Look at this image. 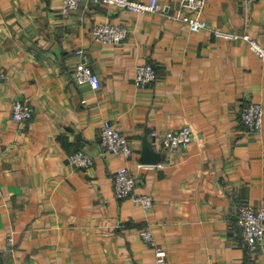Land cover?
<instances>
[{
    "label": "crops",
    "instance_id": "1",
    "mask_svg": "<svg viewBox=\"0 0 264 264\" xmlns=\"http://www.w3.org/2000/svg\"><path fill=\"white\" fill-rule=\"evenodd\" d=\"M158 1L161 12L0 0V264H154L143 227L165 247L167 264H264V243L248 252L236 221L239 204L264 207V114L257 131L240 120L248 101L264 107V61L241 37L259 35L264 0H205L207 25L195 31L173 17L180 0ZM99 22L126 25L129 35L97 41ZM79 48L97 89L73 80ZM143 63L157 77L140 87L134 76ZM18 99L33 107L31 119L11 118ZM105 121L128 137L129 158L100 145ZM184 123L191 143L164 148L160 134ZM145 140L158 162L142 161ZM78 149L94 164H72ZM122 165L136 191L152 197L149 209L114 195Z\"/></svg>",
    "mask_w": 264,
    "mask_h": 264
},
{
    "label": "built area",
    "instance_id": "2",
    "mask_svg": "<svg viewBox=\"0 0 264 264\" xmlns=\"http://www.w3.org/2000/svg\"><path fill=\"white\" fill-rule=\"evenodd\" d=\"M81 1L104 2L117 5L120 8L133 12H161L163 7L158 0H63V8L66 11L74 9ZM250 2L251 0H243ZM181 13L173 16L185 23L191 30H199L206 27L207 22L202 15L205 0H180ZM130 32L128 26L113 24L110 22L96 23L92 28V36L95 40L105 43H119L126 40ZM216 34L226 37H238V34L216 30ZM248 43L249 48L261 60L264 61V25L258 36H250L248 33L241 35ZM79 60L73 69L75 82L87 81L93 89L100 87V78L91 68L83 49L76 50ZM5 72L0 70V80ZM157 77L156 67L152 63L139 64L135 68L134 82L137 86L145 87L151 84ZM33 107L27 100H15L11 107V118L16 122H23L32 118ZM264 107L261 102L248 101L240 112V120L248 131H257L262 126ZM156 135V132H153ZM193 131L189 123L167 130L160 134L161 145L176 151L188 146L193 140ZM100 145L107 151L124 158L133 154V147L128 137L122 133L112 122L105 121L99 130ZM72 164L88 167L94 164V156L83 149H78L69 155ZM137 179L125 165L120 166L113 175V191L117 198H130L135 204L144 209L153 205V199L149 194L136 191ZM237 224L240 228L242 242L250 253L256 252L264 243V207H254L243 202L237 207ZM139 236L144 239L154 252V264H167L166 249L155 241L153 230L150 227L140 228ZM12 242V236L8 237V243Z\"/></svg>",
    "mask_w": 264,
    "mask_h": 264
},
{
    "label": "water",
    "instance_id": "3",
    "mask_svg": "<svg viewBox=\"0 0 264 264\" xmlns=\"http://www.w3.org/2000/svg\"><path fill=\"white\" fill-rule=\"evenodd\" d=\"M141 152H142L141 159L143 162L146 163H156L161 158V153L152 150L147 140L143 142Z\"/></svg>",
    "mask_w": 264,
    "mask_h": 264
}]
</instances>
